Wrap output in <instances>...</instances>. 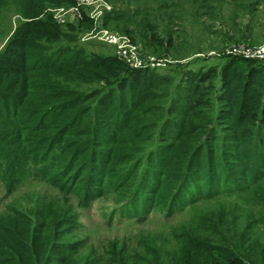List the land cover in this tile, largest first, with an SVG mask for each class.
I'll return each mask as SVG.
<instances>
[{"label":"trees","instance_id":"trees-1","mask_svg":"<svg viewBox=\"0 0 264 264\" xmlns=\"http://www.w3.org/2000/svg\"><path fill=\"white\" fill-rule=\"evenodd\" d=\"M21 1L25 21L0 55V187L39 179L69 188L82 208L114 193L131 219L164 207L166 217H181L190 208L193 222L171 231L175 255L153 245L152 262L136 264H264L259 235L249 234L264 227V62L231 57L202 74L187 72L177 90L185 100L177 130L163 134L155 121L165 122L167 110L162 101L149 103L175 94L161 86L173 85L175 71L163 77L113 54L83 56L73 48L77 38L46 13L48 3L74 0ZM81 80L99 88L83 90ZM152 130L162 142L142 180L137 172L119 175L114 167L131 160L133 139L144 141ZM204 201L215 205L196 207ZM9 220L0 219V264L64 263L72 248L52 244L53 218Z\"/></svg>","mask_w":264,"mask_h":264},{"label":"rangeland","instance_id":"rangeland-1","mask_svg":"<svg viewBox=\"0 0 264 264\" xmlns=\"http://www.w3.org/2000/svg\"><path fill=\"white\" fill-rule=\"evenodd\" d=\"M46 4V13L53 16L61 8ZM110 12L100 14L98 27L129 37L140 46L144 68L160 76L167 77L172 71L174 82L164 88L174 86V95L156 94L162 101L161 109L167 110V119L155 121L165 132L173 133L176 113L183 110L185 100L177 91L185 86V74L189 71L202 74L210 69L222 67L229 58L248 59L249 52L264 46V0H103ZM98 18V19H99ZM25 21L21 0H0V55L6 49L17 28ZM56 24L57 21L55 20ZM80 24L69 25L67 34L77 38L73 48L79 47L83 56H104L112 58L113 48L97 39V30L85 32ZM65 28V27H63ZM77 28V29H71ZM227 58V60H226ZM63 79V77H61ZM170 80V79H169ZM168 81V80H167ZM95 81L81 80V89L99 88ZM118 97L115 96V101ZM176 104L175 107H173ZM172 116L170 117V113ZM144 141L133 139L131 160L116 165L119 175L137 172L140 175L144 165L157 152L162 142L157 130L149 131ZM157 158V156H156ZM62 161L59 164L62 166ZM135 175V174H134ZM142 180V174L139 181ZM79 195L50 187L39 179L31 178L15 188L0 187V219L10 217L7 224L20 214L32 217L43 213L55 220L52 244H63L72 250L63 257V264H124V262H152L150 255L153 245L167 254L175 255L178 249L171 239V231H178L191 224L194 217H188L190 208L178 217V213L168 218L167 208L154 209L142 219L123 217L125 199L111 193L98 198L88 207L82 208ZM80 204V205H79ZM214 202H198L196 207H212ZM144 219V220H143ZM140 220H143L142 222ZM166 223H169L166 224ZM168 225V226H166ZM263 227V225H261ZM259 235L264 246V227L250 231ZM144 248V251H140ZM50 252V251H49ZM223 251L216 250L220 258ZM221 259V258H220ZM45 264H56L57 260ZM15 264H24L19 260ZM25 264H27L25 262Z\"/></svg>","mask_w":264,"mask_h":264},{"label":"built area","instance_id":"built-area-1","mask_svg":"<svg viewBox=\"0 0 264 264\" xmlns=\"http://www.w3.org/2000/svg\"><path fill=\"white\" fill-rule=\"evenodd\" d=\"M110 12L111 8L103 0H78L72 8H61L54 12L55 20L60 26H69L91 21L94 24L93 31L97 30L96 37L105 45L113 48V55L133 69L144 68L140 46L119 33L98 27L100 14ZM99 18V19H98ZM248 59L264 60V46L247 54Z\"/></svg>","mask_w":264,"mask_h":264}]
</instances>
